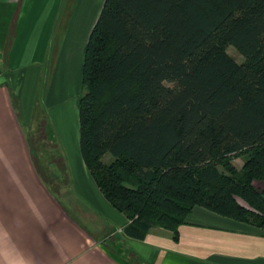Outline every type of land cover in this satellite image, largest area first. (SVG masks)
I'll list each match as a JSON object with an SVG mask.
<instances>
[{
	"label": "trees",
	"instance_id": "obj_1",
	"mask_svg": "<svg viewBox=\"0 0 264 264\" xmlns=\"http://www.w3.org/2000/svg\"><path fill=\"white\" fill-rule=\"evenodd\" d=\"M81 81V153L126 236L177 240L196 206L264 229V0H105Z\"/></svg>",
	"mask_w": 264,
	"mask_h": 264
},
{
	"label": "crops",
	"instance_id": "obj_2",
	"mask_svg": "<svg viewBox=\"0 0 264 264\" xmlns=\"http://www.w3.org/2000/svg\"><path fill=\"white\" fill-rule=\"evenodd\" d=\"M104 1H74L55 38L62 0H0V264H264L263 228L202 206L177 240L161 226L143 240L124 234L129 219L103 196L81 153L84 50ZM35 146L71 183L69 202L60 196L67 187L45 179Z\"/></svg>",
	"mask_w": 264,
	"mask_h": 264
},
{
	"label": "rangeland",
	"instance_id": "obj_3",
	"mask_svg": "<svg viewBox=\"0 0 264 264\" xmlns=\"http://www.w3.org/2000/svg\"><path fill=\"white\" fill-rule=\"evenodd\" d=\"M76 0H62V11H61V16H60V20H59V24L57 26V30L55 31V35L54 37L57 38L59 37V35L57 34L60 30L63 24L60 25V22L62 21V15H64V20H65V13L67 14V12L70 10V8H73L75 5ZM54 39V38H53ZM228 52L231 56H233L238 62H243L244 57L243 55L234 47V46H229L228 47ZM40 103H44V98H40ZM37 116V115H36ZM40 127V123L39 120L37 118V120H34L33 122V126L31 128V134H33L35 140L36 138L38 139L39 133L40 131L38 130V128ZM39 142V140H38ZM40 146V145H38ZM35 146L36 150L39 154V162L42 165L41 167L43 168L42 170L45 172V179L48 181L49 180V184H51L52 187L56 188V189H61L64 190L65 187H67L68 189H65L63 193L60 194L62 199H65V201H68V198L71 197L70 193H69V188L71 187V183L64 177L62 176L61 178L56 177L58 174L55 172L56 169L50 166V161L52 158L48 157L47 155H44L43 152H45V148L44 147H38ZM112 159V155L107 153L104 156V160L106 162H108L109 159ZM234 163H236V165H238V167H241L243 164V158L239 157V158H235ZM255 185L258 188H263L264 189V181H255ZM78 197H80L81 200H85L84 203H86V205L88 204V206H90L91 208H93V201H89L86 198H84L82 195L77 194ZM75 202V201H73ZM74 212H76L73 209ZM77 214V213H76ZM80 220L83 221V223L91 230L94 229L93 226V222L81 215L78 216Z\"/></svg>",
	"mask_w": 264,
	"mask_h": 264
}]
</instances>
